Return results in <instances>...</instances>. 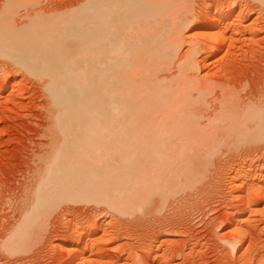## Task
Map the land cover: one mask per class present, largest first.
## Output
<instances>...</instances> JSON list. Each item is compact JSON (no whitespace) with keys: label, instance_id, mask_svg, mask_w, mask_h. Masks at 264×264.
Wrapping results in <instances>:
<instances>
[{"label":"bare ground","instance_id":"obj_1","mask_svg":"<svg viewBox=\"0 0 264 264\" xmlns=\"http://www.w3.org/2000/svg\"><path fill=\"white\" fill-rule=\"evenodd\" d=\"M251 1L264 8V0ZM194 2L85 0L72 11L46 12L34 10L41 0L4 1L0 57L42 81L50 119L49 149L40 158L28 205L4 240V253L15 256L32 249L28 247L42 213L59 196L75 191L131 224L134 217L128 216L144 220L152 211L158 215L197 182L194 165L202 152L232 141L264 140V99L240 107L232 101L231 85L215 76L200 79L196 73L203 52L204 61L221 53L226 57L228 43L243 34V18L236 21L235 11L223 5L213 16L211 10L202 16L193 10ZM24 8L31 13L21 15ZM18 17L29 22L26 18L22 24ZM191 29H197L203 46L197 38L187 39ZM3 79L0 98L8 85ZM218 88L220 105L207 116L208 100ZM263 164H246L238 173L239 191L251 186L245 197L258 195L260 202ZM139 213L147 215L140 219ZM237 215L231 224L241 230L242 213ZM80 231L69 237L77 247L69 264H88V252H98L96 244L106 240L96 241L97 232L86 237L88 231ZM224 238L232 250L239 246Z\"/></svg>","mask_w":264,"mask_h":264},{"label":"rangeland","instance_id":"obj_2","mask_svg":"<svg viewBox=\"0 0 264 264\" xmlns=\"http://www.w3.org/2000/svg\"><path fill=\"white\" fill-rule=\"evenodd\" d=\"M4 1L0 0V12ZM84 1L41 0V6L33 9L72 11ZM194 1L193 10L198 14L204 15L211 10L208 12L211 17L215 8L223 5L226 11H235V19L240 21L243 18L242 23H236H241L239 27L243 29L239 31L242 30L243 34L237 35L232 44L228 43L225 58L221 53L204 61L207 57L204 52L198 57V78L215 76L231 85V90L235 92L232 101L241 104L240 107L252 100L261 103L264 99V8L251 0ZM28 9L33 10L31 7ZM28 9H22L24 11L21 10L20 14L23 12L25 16ZM24 18L23 21H27V17ZM18 20L23 22L21 17ZM197 32V29L188 30L187 39L197 38ZM197 39L195 42L203 46L200 38ZM11 63L0 57V81L5 78L8 84L0 98V107L4 109L0 112V264H69L73 250L77 248L70 245L74 243L69 237L80 230L88 231L86 237L97 232L96 241L106 237V240L96 244L98 252H88L85 259L88 264H264V202L258 201V195L251 199L245 197L251 186L241 191L237 187L241 185L238 173L242 167L250 164L254 168L264 163V140L255 138L232 141L212 151L202 152L194 165L199 174L197 182L187 187L186 191L179 192V196L171 198L164 214L157 212V215L152 211L150 213L154 217L149 214L150 218L143 217L144 220L135 218L136 215L128 216L127 219H137H132L133 226L129 221H119L120 216L117 218L113 211L114 214L107 212L103 204L90 203L82 195L71 191L57 197L50 210L42 213L40 223L33 232V244L28 247L32 248L30 251L26 249V254L15 256L4 253V240L28 205L36 185L34 177L41 165L40 158L49 149L50 142L48 100L42 81ZM219 94L222 96L220 88L210 95V99L207 98L209 113L206 111V115L213 114L220 105L217 100ZM260 177L264 181V172ZM260 188L257 193H264V182ZM243 197L248 200L240 202ZM240 213L243 228L238 230L237 224L233 225L231 221L235 218L236 223ZM124 222L129 223L130 226L126 225L131 228L123 227ZM224 237H231L239 243L236 250L226 244ZM62 246L66 248L63 252Z\"/></svg>","mask_w":264,"mask_h":264}]
</instances>
